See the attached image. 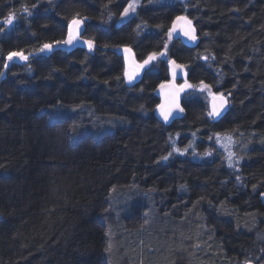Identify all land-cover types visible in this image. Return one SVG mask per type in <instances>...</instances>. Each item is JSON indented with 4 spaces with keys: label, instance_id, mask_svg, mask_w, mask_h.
Here are the masks:
<instances>
[{
    "label": "trees",
    "instance_id": "16d2710c",
    "mask_svg": "<svg viewBox=\"0 0 264 264\" xmlns=\"http://www.w3.org/2000/svg\"><path fill=\"white\" fill-rule=\"evenodd\" d=\"M131 1L0 0V264H264V0H141L120 22ZM76 13L91 50L55 45ZM177 16L193 44L168 38ZM165 44L128 84L124 49ZM13 51L32 56L3 77ZM169 58L228 110L193 88L162 121Z\"/></svg>",
    "mask_w": 264,
    "mask_h": 264
},
{
    "label": "snow or ice",
    "instance_id": "6c2138e0",
    "mask_svg": "<svg viewBox=\"0 0 264 264\" xmlns=\"http://www.w3.org/2000/svg\"><path fill=\"white\" fill-rule=\"evenodd\" d=\"M139 6V0H133L132 3H129L127 8L124 9L123 15L128 16L130 12L134 13L136 8ZM22 11L24 13H27L29 16L32 14L31 11L29 10L28 7H23ZM16 19V14L14 12H9L7 17H5L4 21L2 22L3 25H13L14 20ZM84 22L83 19L80 18V14L76 13V15L71 19L70 24L68 25V31H67V38L64 40H59L55 41V45H72L75 41H77L80 37V26ZM2 26V25H0ZM182 33L183 36L187 37L191 41H196L197 40V35H196V29L193 26L192 20L188 19L187 16H177L175 19V22L172 24L171 28L167 32V36L169 39H172L174 34H179ZM89 47V49H93L94 47V41L92 40H87L84 41ZM54 47V44L52 43H45L43 46L39 49L40 52H45V51H51ZM125 52H130L131 49L125 48ZM14 57H18L21 60H27L28 56L24 55V53L21 52H10L7 56V59L9 61L13 60ZM158 57H164L167 59V44L164 45V50L156 53L153 52L150 55L147 56L146 59L143 60V63H135L131 70L126 71L124 74L127 76L128 82L131 83L136 76L139 74L140 70H142L145 66L149 65L152 61L156 60ZM204 59H207V57H204ZM171 64L173 65V71H172V76L173 79L176 78L177 76V69L181 70L183 69V65H178L176 62L173 60L171 61ZM7 64L4 65L5 68H7ZM161 87H165L164 85H161ZM185 88L188 89H197L199 91H205L208 90L210 92V86L203 83L201 81L198 85H192L187 82V80H184V82L178 87L174 88V91L170 98L168 99L166 104H161L159 105L160 108V115L163 117L164 122H168L170 117H172L173 112H183L184 109L180 107L179 104V96L180 92L184 91ZM213 96V104H212V110L208 112V115L211 117H218L221 114V111L225 107L227 101L226 98L221 94L219 97H217L215 94H212ZM219 101L217 104L216 101ZM176 152H180L181 150L179 148L174 149ZM186 152L187 149H184ZM171 155V153H169ZM205 155H211L210 152L205 153ZM234 155L233 153H229V166H232L231 163V157ZM163 159L167 160L168 157L165 156ZM264 238V237H262ZM245 264H250L249 261H246Z\"/></svg>",
    "mask_w": 264,
    "mask_h": 264
},
{
    "label": "water",
    "instance_id": "95a60500",
    "mask_svg": "<svg viewBox=\"0 0 264 264\" xmlns=\"http://www.w3.org/2000/svg\"><path fill=\"white\" fill-rule=\"evenodd\" d=\"M193 26L195 27L194 23H193ZM81 30H82V25L80 26V32H81ZM196 35H197V30H196ZM173 37L176 38V39L177 38H183L187 42H191V44H193L192 43L193 41H191L187 37L183 36L182 33L174 34ZM85 44L86 43H84V41L81 39V34H80L79 39L77 41H75L72 45H63L62 44V47L65 50H72L75 47H77L78 45H85ZM127 55H128V57H131V52H127ZM173 60L176 62V64L183 65V64L177 62L173 58H169L168 59V67H169V71H170V79L167 82H164L163 84H161V85H164L165 87L162 88L161 85H160L159 88H158V90H157V94L159 95L160 100H161L160 105L161 104H166L167 101H168V99L172 95V93L174 91V88H178L181 85V82L188 77V70H187L186 66L183 65L184 66L183 69H182L183 75L181 74V70L180 69H177V76H176L175 79H173V76H172L173 65L171 64V61H173ZM135 79H137V76H136ZM186 91H187V88H185L184 91L180 92V96H179V104H180V107L184 109V111L183 112H178V111L177 112H173L172 117H170V119L168 120V122H165V123L170 124L174 120L180 119V118H182L184 116V114H185V108L183 106V96H184V93ZM210 91H211V94H210V98H209V106H210V111H211L212 110V104H213V96H212V94H215L217 97H219L223 93H216V92H213L212 90H210ZM207 92H208V90H207ZM223 96L226 98L227 103H226L225 107L223 108V110L221 111V114L219 116H222L228 110V108L230 106L228 97L225 94H223ZM216 103L218 104L219 101L217 100ZM156 114H157V116L162 121H164L163 120V117L160 115V108H159V106L156 109ZM250 264H254V263H250Z\"/></svg>",
    "mask_w": 264,
    "mask_h": 264
},
{
    "label": "rangeland",
    "instance_id": "374dc122",
    "mask_svg": "<svg viewBox=\"0 0 264 264\" xmlns=\"http://www.w3.org/2000/svg\"><path fill=\"white\" fill-rule=\"evenodd\" d=\"M133 2V0L130 2V3H132ZM140 2H141V0H139V4H140ZM136 10H137V8H136ZM136 10H135V12L134 13H132V12H130L129 13V15L128 16H124V15H122V17H121V21L120 22H123V21H126L127 19H129L131 16H133L135 13H136ZM4 21V20H3ZM2 21V22H3ZM14 22H15V20H14ZM14 22H13V24H14ZM6 27H10V26H12V25H5ZM16 52H21V51H16ZM46 52V51H45ZM45 52H40V53H45ZM24 53V52H23ZM24 55H27L28 56V59L25 61V60H21V59H19L18 57H14L13 58V60H11V61H7V68L5 69V71H4V74H3V77H5L6 76V74H7V69H8V67L13 63V62H20V63H24V62H27L29 59H30V57L32 56V54H26V53H24ZM124 57H125V72L126 71H129V70H131V68H132V66L135 64V63H143V61H140V60H138L137 58H136V56L134 55V53L131 51V57H127V55H126V52H124ZM160 57H158L156 60H154V61H152L149 65H147V66H145L142 70H140V72H139V74L137 75V79H135V80H133L131 83H129L128 82V79H127V76H125V79H126V81H127V83L128 84H133L134 82H136L137 80H139L141 77H142V75L144 74V72H145V70L147 69V68H149L155 61H157L158 59H159ZM185 80H187V79H185ZM184 82V81H183ZM188 82V81H187ZM188 89V88H187ZM207 91V90H206ZM210 94H211V91L209 92L208 91V97L210 98ZM263 199H264V195H263Z\"/></svg>",
    "mask_w": 264,
    "mask_h": 264
}]
</instances>
